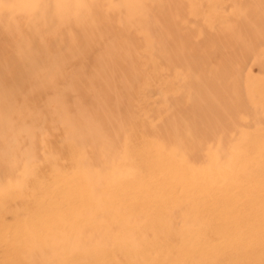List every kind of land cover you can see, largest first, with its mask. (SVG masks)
<instances>
[{
    "label": "rangeland",
    "instance_id": "374dc122",
    "mask_svg": "<svg viewBox=\"0 0 264 264\" xmlns=\"http://www.w3.org/2000/svg\"><path fill=\"white\" fill-rule=\"evenodd\" d=\"M262 252L264 0H0V264Z\"/></svg>",
    "mask_w": 264,
    "mask_h": 264
},
{
    "label": "bare ground",
    "instance_id": "6f19581e",
    "mask_svg": "<svg viewBox=\"0 0 264 264\" xmlns=\"http://www.w3.org/2000/svg\"><path fill=\"white\" fill-rule=\"evenodd\" d=\"M225 192V191H224ZM223 193V192H222ZM225 196V195H224ZM234 199V198H233ZM57 233V232H56ZM78 241V240H77ZM74 246V245H73ZM217 254L218 253H216V254H213L214 256H217ZM262 256H263V254H264V252H262V253H260ZM206 260H208V259H206ZM222 260H224V259H222ZM254 264H261L260 263V261H257V262H255ZM264 264V263H263Z\"/></svg>",
    "mask_w": 264,
    "mask_h": 264
}]
</instances>
